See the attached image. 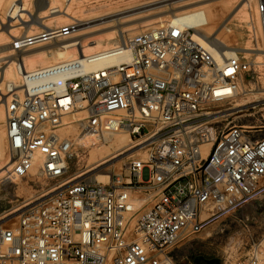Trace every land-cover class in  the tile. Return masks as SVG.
Listing matches in <instances>:
<instances>
[{"label": "built area", "instance_id": "1", "mask_svg": "<svg viewBox=\"0 0 264 264\" xmlns=\"http://www.w3.org/2000/svg\"><path fill=\"white\" fill-rule=\"evenodd\" d=\"M50 1H33L30 16L58 13ZM23 8L12 4L13 22ZM257 14L264 53V0ZM78 24L25 34L13 51L66 38ZM195 32L173 19L69 61L29 71L16 62L20 83L0 89L5 178L58 184L2 217L18 214L0 225V264H173L174 250L210 222L264 195L263 131L219 121L258 64ZM121 132L133 151L106 185L68 177L86 137ZM261 257L255 245L235 264Z\"/></svg>", "mask_w": 264, "mask_h": 264}, {"label": "rangeland", "instance_id": "2", "mask_svg": "<svg viewBox=\"0 0 264 264\" xmlns=\"http://www.w3.org/2000/svg\"><path fill=\"white\" fill-rule=\"evenodd\" d=\"M33 1L35 0H29L27 3L32 6ZM164 1L166 0H74L70 7L64 4L63 7L64 9L69 7L68 9H71L75 15L78 14V17L82 16L81 18L77 17V19H79V24H84V22L87 21L97 20L98 16H104V14L109 12L128 11L129 9L149 5L145 10H142L149 11L148 13L151 14L162 15L165 17L164 24L166 21L170 20L169 11L172 8V6L167 5ZM257 2L258 0H208L203 3L195 4L188 8V10H205L207 17L210 19V26L208 25L207 27L201 28L204 29L207 34L212 31H217L211 37L213 40L217 37V40L215 39L216 42L221 40L225 43L224 45L235 49H246L251 47L255 49V51L244 52L251 54L250 57L258 64L257 73L255 74L256 77L251 83L246 81L241 84L240 96L223 107L224 111L219 114V121L224 122V124L255 125L263 131L264 136V53H262L259 41L256 40L260 37L261 33L257 14ZM245 3L246 6L243 8L242 6ZM53 4L60 6V1L56 0ZM247 12L249 13V25L245 18H243V14ZM34 14L38 17L43 16L42 14H38V11H35ZM45 15L48 17L43 18V23H50V29L66 26L72 21V19H63L65 22L60 26H57L56 23L59 19H53L57 15H49V13ZM251 16L253 18L252 25H250ZM0 18V21H2V25H0V34H2V26L8 27L10 22H7V19L3 14L0 15ZM25 19L29 20L30 18L28 19V17H25ZM98 24L99 22H94L90 24V26H80L76 28L75 32L66 38H60L51 43L29 48L22 52H14L13 42L15 39L25 34L33 35L39 33L41 30L32 27L33 29L25 31L26 29L21 28V26L23 27L24 25H20L18 22L13 23V28L16 30L12 32V39L10 38L6 42L0 43V85L3 83V87L0 89L4 90V86L9 84L8 80L3 79L2 73L7 68L15 71L16 66L14 64L11 65V62L16 63L19 58L23 56L26 57L27 64L35 63L33 68L27 69L29 71L37 67H44L42 63L53 60L52 56L54 57L59 45L71 39L80 42V45H86L89 41H92L94 44L97 43L99 50H104L117 45L122 39H127L128 37L138 35L150 29L142 28L140 22L134 21L129 23V25H126V27L129 28V35H127L126 33H122L120 29H113V27H111L113 25L111 24ZM161 25L154 24L152 27ZM251 26L255 28L256 35H254ZM112 32H114V35H112ZM208 35L211 36L210 34ZM255 36L257 38H255ZM38 51H44L45 54L34 55ZM46 51L51 57L46 56ZM126 134L127 133L124 132L118 133L115 135V139H120L121 136H125ZM3 138L6 151L4 134ZM115 139L107 143H104L103 139H101L102 141L96 140L95 145H88L85 152H75L69 163L68 177H74L75 179H88L95 183H101L100 175H107L109 181L110 176L123 170L124 165L129 161L128 156L133 150L128 151L118 158L94 169V167L102 164L113 155H118L119 152L122 151L116 146ZM129 145L132 147L131 142ZM100 160L101 162H99ZM7 162L9 163V161ZM8 163L7 166L6 162L1 163L0 167V225H8L15 221L16 216L18 215L17 213L12 214L4 220L1 219L8 213L16 211V209L22 207L25 203L40 196L43 192L58 184V180L46 179L35 174L27 179H7L5 178L4 172L10 165V163ZM219 224V234L216 232L217 224L213 221L203 230L202 233L193 238L192 241L181 244L179 248L187 247L190 252L194 249V252H191L192 255H195L194 259L203 256L209 259L212 258L217 264H219V259H221L220 264H235L238 260L245 259L252 247L260 245L262 264H264V195L257 200L244 205L235 212L229 213L220 218ZM226 256H229L230 260L227 261ZM190 259L192 260L193 258L191 257Z\"/></svg>", "mask_w": 264, "mask_h": 264}, {"label": "bare ground", "instance_id": "3", "mask_svg": "<svg viewBox=\"0 0 264 264\" xmlns=\"http://www.w3.org/2000/svg\"><path fill=\"white\" fill-rule=\"evenodd\" d=\"M16 1H20V0H0V15L3 14L7 18V22L8 23L10 22V25L8 27L2 26V28H1L2 34H0V43L6 42L11 37H13L12 32L16 30L13 28L14 27L13 23H15V22H13V19L11 18L10 13H9L12 4ZM28 1L29 0H24V8H23V10H21V14L17 15L18 23H20V25H24L23 27H24V29H26L25 31H29L30 29H33L32 27H36L40 30L48 32L50 29V23H48V24L43 23V18L48 17L45 15V14H47V12L41 13L43 15L42 17L35 16V14L33 16H30L29 12L31 13L33 10H32V6L27 3ZM59 1H60V6L53 4V2H56V0L50 1L52 6L58 7V9H59L58 13L55 14L57 16L53 18V19H59L56 23L57 26H60L61 24H63L65 22L63 19H69V20L72 19V20L78 21L79 20V19H77L78 14L75 15V13L73 11H71V9L70 10L68 9L73 4L74 0H59ZM205 1H208V0H166V1H164V3H167V5H169V6H172L171 10L169 11L170 20L176 19V20H179L184 26L194 28L196 30L195 35L200 39H202V37H206L208 39V41L212 42L214 45H219V44L224 45L225 43L222 42L221 40L219 42L215 41V39L217 40V37L214 40H213V38H211L215 34V32H217V31H214V32L212 31V32L208 33L211 35V36H209L204 31V29L201 28V27H207L208 25L210 26V19L207 17V15H206L207 13L205 12V10L204 11L201 9L188 10V8H190L191 6H193L195 4L203 3ZM64 3H66L69 6L67 8L68 10L66 8L64 9V7H63ZM248 4H249V1H248ZM245 6H246V3L242 7L244 8ZM147 7H149V5L148 6L145 5V7L142 6L140 8L129 9L128 11L109 12V13L104 14V16L103 15L98 16L97 20H93V21H89V22L87 21V22H84V24L80 23L78 27L85 26V25L90 26V24H92L94 22H99L98 25L111 24V25H113V26H111V27H113V29H115V28L120 29L122 31V33H124V34L126 33L127 35H129V33H128L129 28H127L126 25L127 24L129 25V23H132L134 21L140 22L142 25L141 26L142 28H154V27H152L154 24H159V25L163 24L165 17H163L162 15L151 14V13H148L149 11H143L142 10V9L145 10V8H147ZM140 10H142L143 12ZM182 10H186V11H182ZM179 11H182V12H179ZM25 15H28L30 19L28 18L29 20H26ZM81 17H78V18H81ZM243 18H245L246 22L249 25V22H248L249 13L248 12L243 14ZM250 18H251L250 19V25H252L253 18H252V16ZM0 25H2V21H0ZM251 27H252V31H254L253 26H251ZM92 35H93V33H92ZM112 35H114V32H112ZM86 36H87V34H86ZM81 37H82V35H81ZM93 44H94V42L89 41L88 44H86V45H80V42L74 41V39H71L67 42H63L59 45L58 50L55 53L54 57L52 56L53 60H51L49 62L42 63V64L45 67V66L56 64L58 62L69 61L72 59H76L78 57H82V54L87 55V54H91V52L94 53L97 50L100 51L99 46H97V43L94 45ZM225 47L226 48H232V47H229L227 45H225ZM242 50L243 51H255V49L252 47L242 49ZM69 51H71V52H69ZM46 53H47V51H46ZM41 54H45V52L44 51H38L34 55H41ZM46 56L51 57V56H49L48 53ZM18 62L21 64L24 63L26 70L28 68H33L35 66V63L27 64L26 63V57H24V56L19 58ZM12 64H14L15 66L17 65V63L15 64V62H11V65ZM15 71L7 68L2 73L3 79L8 80V83L18 84L20 82V75L17 72V69ZM2 87H3V83L0 85V88H2ZM221 113H223V112H220L219 114H221ZM4 120H5V118H4L3 106L0 104V167H1V163L6 162V166L8 163L7 162L8 157L6 155L5 147H4V143H3L4 142L3 141L4 132L2 129L4 126ZM114 139H115V135L105 136L103 139L104 140L103 142L107 143V142L112 141ZM96 140L102 141L99 138H95V137H86L84 139L86 145L91 144L93 146L95 145ZM112 144H113V142H112ZM115 144L122 151H120L118 155H116V156L113 155L108 160H105V162H103L102 164L98 165L99 164L98 163L97 164L98 166L94 167V169L112 161L113 159L118 158L119 156L127 153L128 151H131V149L133 148L129 145L130 144V138L127 134L125 136H121L120 139H118V138L115 139ZM99 162H101V160ZM94 165H96V164H94ZM6 166H4V167H6ZM99 177L101 179L100 182L102 184L106 185L108 183V176L107 175H100Z\"/></svg>", "mask_w": 264, "mask_h": 264}, {"label": "crops", "instance_id": "4", "mask_svg": "<svg viewBox=\"0 0 264 264\" xmlns=\"http://www.w3.org/2000/svg\"><path fill=\"white\" fill-rule=\"evenodd\" d=\"M249 204V203H248ZM258 204V203H257ZM243 207V206H242ZM241 207V208H242ZM240 209V208H239ZM225 216V215H224ZM224 216H222V217H224ZM222 217H219L218 219H216V220H214L215 221V223L217 224L216 225V229H217V234H219V226H220V224H219V219L220 218H222ZM213 222V221H212ZM212 222H210V223H212ZM209 223V224H210ZM208 224V225H209ZM207 225V226H208ZM206 226V227H207ZM205 227V228H206ZM204 228V229H205ZM187 247H184V248H179L178 247V249L175 251L174 250V252L172 253V257H173V264H203L202 263V260H204V259H208V260H210L209 258H205V257H203V256H199L197 259L195 258L194 259V256L195 255H192L191 254V252H194V249L190 252V250H189V248H187ZM193 258L192 260L190 259V258ZM212 259V258H211ZM196 260L198 261V262H196ZM226 260L228 261V260H230L229 259V256H226ZM192 261V262H191ZM217 261H218V259H217ZM220 262H221V259H219V264H220Z\"/></svg>", "mask_w": 264, "mask_h": 264}, {"label": "flooded vegetation", "instance_id": "5", "mask_svg": "<svg viewBox=\"0 0 264 264\" xmlns=\"http://www.w3.org/2000/svg\"><path fill=\"white\" fill-rule=\"evenodd\" d=\"M196 262H198V261L196 260ZM202 263L203 264H217V262L213 261V259H210V260L204 259V260H202Z\"/></svg>", "mask_w": 264, "mask_h": 264}]
</instances>
